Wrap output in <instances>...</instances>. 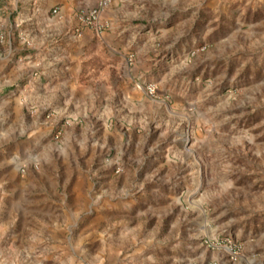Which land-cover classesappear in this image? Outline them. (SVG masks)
Listing matches in <instances>:
<instances>
[{
  "label": "rangeland",
  "instance_id": "rangeland-1",
  "mask_svg": "<svg viewBox=\"0 0 264 264\" xmlns=\"http://www.w3.org/2000/svg\"><path fill=\"white\" fill-rule=\"evenodd\" d=\"M196 2L182 47L127 59L74 155L63 121L0 149V264H264V0Z\"/></svg>",
  "mask_w": 264,
  "mask_h": 264
},
{
  "label": "crops",
  "instance_id": "crops-1",
  "mask_svg": "<svg viewBox=\"0 0 264 264\" xmlns=\"http://www.w3.org/2000/svg\"><path fill=\"white\" fill-rule=\"evenodd\" d=\"M98 2L0 0V149L25 151L63 121L74 155L68 145L84 143L119 96L129 53L139 64L159 59L155 36L182 47L199 11L196 0H112L100 11L98 33L77 18Z\"/></svg>",
  "mask_w": 264,
  "mask_h": 264
},
{
  "label": "built area",
  "instance_id": "built-area-1",
  "mask_svg": "<svg viewBox=\"0 0 264 264\" xmlns=\"http://www.w3.org/2000/svg\"><path fill=\"white\" fill-rule=\"evenodd\" d=\"M111 1L112 0H99V2L93 7L87 10H79L77 16L78 21L85 26L95 29L98 33H101V31L103 30V26L99 23L100 11ZM133 60L134 54L130 53L128 56V61L131 63ZM145 90L152 97H154L156 94L155 87L152 84H147L145 86ZM21 170L24 172V167H21ZM201 244L210 251H225L229 260L233 263L241 258V244L237 241L230 239L229 237H226L223 240L218 239L216 237H206L202 239Z\"/></svg>",
  "mask_w": 264,
  "mask_h": 264
}]
</instances>
